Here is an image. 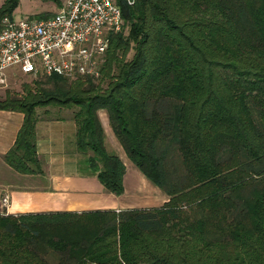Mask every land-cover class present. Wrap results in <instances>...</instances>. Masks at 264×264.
Listing matches in <instances>:
<instances>
[{
    "label": "trees",
    "instance_id": "trees-1",
    "mask_svg": "<svg viewBox=\"0 0 264 264\" xmlns=\"http://www.w3.org/2000/svg\"><path fill=\"white\" fill-rule=\"evenodd\" d=\"M115 2L123 26L108 34L98 77L38 73L22 95L0 98V109L23 115L0 157L41 173L34 108L73 106L77 152L118 195L125 166L104 147V109L127 157L167 200L2 213L0 264H264V0ZM17 3L2 0L0 16Z\"/></svg>",
    "mask_w": 264,
    "mask_h": 264
},
{
    "label": "crops",
    "instance_id": "crops-1",
    "mask_svg": "<svg viewBox=\"0 0 264 264\" xmlns=\"http://www.w3.org/2000/svg\"><path fill=\"white\" fill-rule=\"evenodd\" d=\"M96 114L104 134L105 149L116 154L125 166L122 192L116 195L107 191L96 175L86 169L84 157L73 142L75 124L71 112L37 117L35 149L41 173H18L0 157V214L117 211L158 207L167 200V195L127 157L109 125L106 111L98 109ZM22 116L19 111L0 109V156L11 146ZM4 195L7 201L3 205Z\"/></svg>",
    "mask_w": 264,
    "mask_h": 264
},
{
    "label": "built area",
    "instance_id": "built-area-1",
    "mask_svg": "<svg viewBox=\"0 0 264 264\" xmlns=\"http://www.w3.org/2000/svg\"><path fill=\"white\" fill-rule=\"evenodd\" d=\"M122 26L115 0H62L59 8L46 16H0V89L8 71L14 69L68 79L98 77L108 34ZM6 201L4 195L1 202L4 205Z\"/></svg>",
    "mask_w": 264,
    "mask_h": 264
},
{
    "label": "rangeland",
    "instance_id": "rangeland-1",
    "mask_svg": "<svg viewBox=\"0 0 264 264\" xmlns=\"http://www.w3.org/2000/svg\"><path fill=\"white\" fill-rule=\"evenodd\" d=\"M1 2V0H0ZM62 0H59L58 4L53 3L50 0H18L17 5L12 11V17L22 18L27 16H35L38 13H52L56 11L61 5ZM132 51H129L127 58L130 56ZM42 79L39 74H22L16 69L8 71L6 77V83L3 88L0 89V98L8 95H22V84L26 83L29 86L33 81ZM71 78L70 80H74ZM75 109L73 106L62 107L56 104H47L44 106H36L34 108L35 117H46L61 115L63 113L72 112Z\"/></svg>",
    "mask_w": 264,
    "mask_h": 264
}]
</instances>
